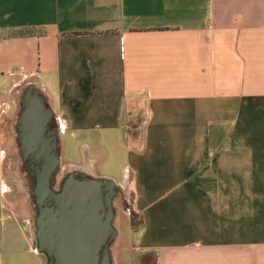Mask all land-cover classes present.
Instances as JSON below:
<instances>
[{"label": "crops", "instance_id": "1", "mask_svg": "<svg viewBox=\"0 0 264 264\" xmlns=\"http://www.w3.org/2000/svg\"><path fill=\"white\" fill-rule=\"evenodd\" d=\"M20 87L93 172L134 135L140 264H264V0H0V185ZM39 255L2 196L0 264Z\"/></svg>", "mask_w": 264, "mask_h": 264}, {"label": "water", "instance_id": "2", "mask_svg": "<svg viewBox=\"0 0 264 264\" xmlns=\"http://www.w3.org/2000/svg\"><path fill=\"white\" fill-rule=\"evenodd\" d=\"M20 103L18 138L33 180L37 253L46 264H113L116 183L72 173L55 190L61 162L57 132L51 129L54 114L32 87Z\"/></svg>", "mask_w": 264, "mask_h": 264}, {"label": "rangeland", "instance_id": "3", "mask_svg": "<svg viewBox=\"0 0 264 264\" xmlns=\"http://www.w3.org/2000/svg\"><path fill=\"white\" fill-rule=\"evenodd\" d=\"M23 94L24 90L22 87L12 92L11 95H13V100L17 103V108L3 117L2 126L4 127V134L2 136L6 143L5 152L7 154V159H13L16 162V167L5 168V174L10 170L13 171L14 174L9 178L7 177L6 184L0 185V198L6 196L8 202L14 203L16 212L20 215V221L28 228L30 238L36 248L35 219L37 212L30 192L32 180L21 160L15 128L17 117L21 109L20 100ZM132 122L134 123V120H132ZM53 127L56 129L55 119ZM57 136L61 144L60 134L57 133ZM133 138L134 135L132 134L128 139L126 135H124L121 137V145L114 143L107 145L104 151H97L98 165L96 166V172H93L87 165L85 167L82 166L80 151L76 145L68 141L66 147L61 150L59 144L61 171L56 179L55 189H59L62 180L67 175L81 173L84 172L83 170L88 172L84 175L93 179H108L116 184H120L122 179L126 180V183L117 187V195L114 200V227L117 231V237L110 248L113 264H140V261L144 263L147 259H150L147 258L146 255L152 256L151 254L149 255L139 251V243L143 233V229L141 228L143 225L142 217L134 210L136 190L134 186L129 183V178H127L129 177L127 174L128 169L126 168V171L124 170L125 166L129 164L127 153ZM85 153V156L90 158V151H86ZM130 162L132 163L134 160ZM8 173L6 175H8ZM177 184H179V182L163 184L160 189H157V191L155 190L153 197H158ZM7 189L11 191L7 192ZM34 258L38 261L40 257L35 255ZM46 262L47 260L44 257V264H46ZM149 264H153V262L150 261Z\"/></svg>", "mask_w": 264, "mask_h": 264}, {"label": "flooded vegetation", "instance_id": "4", "mask_svg": "<svg viewBox=\"0 0 264 264\" xmlns=\"http://www.w3.org/2000/svg\"><path fill=\"white\" fill-rule=\"evenodd\" d=\"M20 108H21V103H20ZM20 111H21V109H20ZM20 113V112H19ZM53 124H54V118H53V120H52V122H51V129L52 130H55V128L53 127ZM16 130H18V128L16 127ZM17 142H18V146H19V153H20V144H19V138H18V140H17ZM59 148V147H58ZM60 151V150H59ZM20 156H21V154H20ZM21 159H22V156H21ZM24 166H25V164H24ZM25 168H26V166H25ZM27 170V169H26ZM29 174V173H28ZM29 177H30V175H29ZM31 178V177H30ZM31 180H32V178H31ZM56 183V182H55ZM55 183H54V189H55ZM32 185H33V180H32ZM32 185H31V187H32ZM55 190H57V189H55ZM59 190V189H58ZM45 257V256H44ZM45 259H46V257H45Z\"/></svg>", "mask_w": 264, "mask_h": 264}]
</instances>
